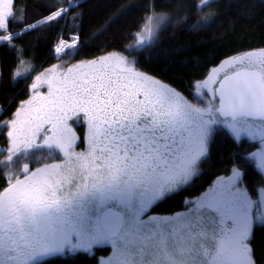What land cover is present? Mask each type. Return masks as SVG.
Returning <instances> with one entry per match:
<instances>
[{
    "label": "snow or ice",
    "instance_id": "snow-or-ice-1",
    "mask_svg": "<svg viewBox=\"0 0 264 264\" xmlns=\"http://www.w3.org/2000/svg\"><path fill=\"white\" fill-rule=\"evenodd\" d=\"M219 2L199 0L201 15L189 30L210 29L217 13L204 10ZM13 4L0 0V30L15 19ZM67 14L59 8L25 31ZM166 19L146 17L128 48L150 46ZM181 20L187 17L176 22ZM12 39L0 34V43ZM77 39H61L56 53L75 56ZM224 63L233 70L210 89L213 99L204 107L118 52L37 76L33 94L0 124L10 141L0 169H11L0 190V264H47L66 253L91 255L103 245L111 255L101 264H256L252 241L255 227L264 226V195H249L238 166L186 212L149 214L199 174L214 126L226 128L237 143L242 137L258 140L261 147L248 159L264 174V49ZM218 71L198 82L197 90L217 83ZM41 84L48 85L46 94L36 91ZM70 120L87 126L84 151L74 149L79 138ZM44 151H58L63 159L35 168L21 163Z\"/></svg>",
    "mask_w": 264,
    "mask_h": 264
},
{
    "label": "trees",
    "instance_id": "trees-1",
    "mask_svg": "<svg viewBox=\"0 0 264 264\" xmlns=\"http://www.w3.org/2000/svg\"><path fill=\"white\" fill-rule=\"evenodd\" d=\"M199 0H14L15 19L0 34H12L11 42L0 43V124L13 115L20 103L30 97L36 74L59 60L72 65L81 60H94L110 52L131 53L136 68L162 83L188 95L195 81L206 76L213 66L232 56L264 48V0H220L205 14L217 13L215 24L191 32L189 26L200 17L196 9ZM181 7L176 17L165 24L151 45L143 49L128 48L145 18L154 13ZM67 8L68 14L57 21L25 31L27 25ZM77 37L78 54L56 57L54 47L61 39ZM75 62V63H74ZM68 66V65H67ZM20 72L21 75L16 76ZM44 84L37 90L44 92ZM36 90V91H37ZM46 91V90H45ZM69 124L84 139V124ZM79 130L76 131V129ZM5 127L0 128V143L5 144ZM86 148V146H83ZM51 155L37 153L33 162H48ZM25 161V160H22ZM233 166L245 173L248 186L259 179L257 172L242 155L227 132L218 131L210 141L209 155L202 161L199 174L187 185L156 203L165 212L186 207L188 198L196 197L201 187L216 175L226 174ZM0 169V188L6 183ZM262 180L258 181L261 183ZM255 261L264 264V226L257 229L252 241ZM104 249L95 247L94 255L79 252L54 257L47 264H94L96 255Z\"/></svg>",
    "mask_w": 264,
    "mask_h": 264
},
{
    "label": "flooded vegetation",
    "instance_id": "flooded-vegetation-1",
    "mask_svg": "<svg viewBox=\"0 0 264 264\" xmlns=\"http://www.w3.org/2000/svg\"><path fill=\"white\" fill-rule=\"evenodd\" d=\"M224 66L225 67V73H223V72H217V83H213V84H211L210 85V88H205V90H206V93H208V94H210V97H211V101H212V99H213V94H212V91L210 90L211 88H216V86H217V84H218V81L220 80V78L221 77H223L226 73H231V71L233 70H230V68H229V66H227L225 63H220V64H218V65H216L214 68H217V67H221V66ZM214 68L213 69H211L209 72H208V74H206V76L205 77H203L202 79H207L208 77H209V75H211L212 73V71L214 70ZM192 92V91H191ZM218 99V98H217ZM188 100H190V98L188 99ZM215 102V101H214ZM85 126H86V124H84ZM80 125H77V127H79ZM73 130H75L74 128H73ZM77 130H79V128H77L76 129V131ZM218 131H224V132H227L228 134H229V132H228V130L226 129V128H224L223 126H220V125H217V126H214V132H213V134L214 133H216V132H218ZM4 133H5V144L4 145H2L1 143H0V146L2 147V148H4V147H7L8 146V144H9V140L7 139V132H6V130L4 131ZM230 135V134H229ZM77 137L79 138L77 141H76V144H75V146H74V149H75V151L76 150H81V148H83V146H86V144L83 142L84 141V139H82L81 138V135L80 134H77ZM230 137L232 138V136L230 135ZM233 139V138H232ZM234 140V139H233ZM211 141V140H210ZM235 141V140H234ZM236 142V141H235ZM236 144H242V155H243V157H244V159H247V160H249V162L251 163V164H253L254 165V168H255V170H256V174H257V176L259 177V179L258 180H256L255 182H253V183H251L250 184V186H248V184H247V180L245 179V173H244V184H243V186L245 187V188H247L248 189V192H249V195L254 199V200H260L261 199V197H262V195H264V194H262L261 192H260V189L261 188H264V174H261L258 170H257V168H256V166H255V161H253V160H251V159H248V156H249V154L250 153H252V152H256L259 148H260V145H259V143L257 142V141H251V140H248L246 137H242L241 138V141L239 142V143H237L236 142ZM246 147H248V148H246ZM209 150H210V142H209ZM58 152V151H57ZM59 154V153H58ZM51 158V160L50 161H48L47 163H51V161L52 160H54L55 158H56V156H51L50 157ZM61 158L63 159V156H61ZM29 162V166H30V168H35V167H40V166H42V164L43 163H45V162H41V165H38V164H40L39 162L37 163V162H33V161H28ZM32 162L34 163V164H32ZM231 175V171L229 172V173H226V174H223V173H221V174H219V175H216L214 178H213V180L211 181V182H209V183H206V184H204L202 187H201V189L199 190V192H198V194H197V196L199 197H201L205 192H207L214 184H216V182L218 181V179L219 178H227L228 176H230ZM260 180H262V182L261 183H258V181H260ZM7 186V181H6V183L0 188V190H2L4 187H6ZM162 213H166V214H168V212H165L164 210H161V209H159L157 206H156V203L149 209V214L150 215H158V216H160ZM260 227H263V226H256L255 227V229H254V234H255V232L257 231V229L258 228H260ZM95 247H100V248H103L104 250L102 251V252H100L99 254H97L96 255V262L94 263V264H101V261L103 260V259H106L108 256H110L111 255V247L110 246H108V245H103V246H94L93 247V249H92V254L91 255H94V249H95ZM253 247V246H252ZM85 254H87V253H85ZM87 255H89V254H87ZM90 256V255H89ZM254 259H255V256H254ZM256 260V259H255ZM256 264H257V262H256Z\"/></svg>",
    "mask_w": 264,
    "mask_h": 264
},
{
    "label": "rangeland",
    "instance_id": "rangeland-1",
    "mask_svg": "<svg viewBox=\"0 0 264 264\" xmlns=\"http://www.w3.org/2000/svg\"><path fill=\"white\" fill-rule=\"evenodd\" d=\"M199 2V1H198ZM197 2V3H198ZM196 3V4H197ZM155 14H162V15H165L166 16V22L164 23V24H162L157 30H156V35H155V37H154V39L153 40H155V38L157 37V35H158V32H159V30L161 29V27H163L165 24H167V23H169V22H171L172 20H174L176 17H178L179 16V14L180 13H182V10H181V7L180 6H177L175 9H172V10H170V11H167V12H161V13H157V12H154ZM154 13H152V14H150V15H148V16H151V15H153ZM147 16V17H148ZM145 20H146V18H145ZM145 20L143 21V23L140 25V27H139V29L137 30V32L138 31H140V28H141V26L145 23ZM136 32V33H137ZM136 33H135V37H136ZM135 37H134V39H133V41L131 42V44L130 45H132V44H134V42H135ZM68 43H72V40L71 41H68ZM59 44V43H58ZM57 44V45H58ZM57 45H55V47H54V52H55V55H56V57H59V56H61L62 54H60V55H58L57 53H56V51H55V49H56V47H57ZM131 50V49H130ZM260 50V49H259ZM110 53H113V52H110ZM118 53H122V54H124V55H126V56H129V60H133V57L132 56H130L128 53L126 54L125 52H118ZM108 55V54H107ZM238 55H241V54H238ZM238 55H235V56H238ZM106 56V55H105ZM102 57V56H101ZM232 57H234V56H232ZM98 59V58H97ZM225 62V60L222 62V63H224ZM75 63V62H74ZM76 64V63H75ZM68 65V66H67ZM53 66H58L57 67V69H56V71H58V72H63L64 70H66V68L67 67H70L71 65H69V64H66L65 63V60H59V61H57V62H55L54 64H52V65H50V66H48V67H45L44 69H42L40 72H38L37 74H36V77L37 76H41V75H43L44 77H47L48 75H51V72H50V70L51 69H53ZM215 66H213L212 68H210L209 70H208V72L211 70V69H213ZM230 68V67H229ZM214 69H218L219 71L218 72H223V73H225V67L222 65L221 67H217V68H214ZM230 70H232V68H230ZM208 72H207V74H208ZM211 73H213V71L211 72ZM35 77V78H36ZM204 80H206V79H199V80H197V81H195L194 82V84H193V86H192V92L190 93V94H188V95H185V93H182V92H180V91H178V90H176L175 88V90L177 91V92H179L185 99H189L190 98V100H188L189 102H191V103H194V104H197L198 106H202V107H204V106H207V104H208V102L209 101H211V97H210V94H208V93H206V90H205V88H202V89H200L199 91L197 90V87H196V85H197V83L198 82H202V81H204ZM34 82H36V80H34ZM42 85V84H41ZM40 85V86H41ZM44 86V89L46 90H44V92H45V94L47 93V91H48V85L47 84H44L43 85ZM171 88H173V87H171ZM37 91H39V90H37ZM33 94V90H32V88H31V91H30V96ZM13 118V115L11 116V118H9V119H7V120H5V121H8V120H11ZM4 121V122H5ZM5 130H6V132L8 131V129L5 127ZM74 131V130H73ZM43 135V134H42ZM77 135V134H76ZM7 139L9 140V138L7 137ZM257 142L259 143V145H260V142L257 140ZM10 147V141H9V144H8V146L7 147H4V148H2L1 146H0V152H2V154H0V161H2V160H4L5 159V157L7 156V154H8V152H7V149ZM260 147H261V145H260ZM246 148H248V147H246ZM86 148H81V150H76V151H84ZM44 153L45 154H48L46 151H44ZM55 153V155L54 156H56V158L54 159V160H52L51 161V163L52 162H58L60 159H62L61 158V156H62V154H58V152H54ZM32 159L33 158H31L30 160H28V161H32ZM28 161H22L21 160V163H24V162H28ZM33 161H35V160H33ZM40 164H38V165H41V162H39ZM32 164H34L33 162H32ZM254 166V165H253ZM8 171H11V169L9 168L8 169ZM7 170H6V172H8ZM198 198H200V196L198 197V196H194V197H192V198H188L187 199V203H186V207L185 208H183V209H181V210H176V211H172V212H168V214H166V213H162L160 216H174L175 214H177V213H184V212H186L187 210H188V208H189V206L190 205H192V204H194L196 201H197V199ZM153 216H158V215H153Z\"/></svg>",
    "mask_w": 264,
    "mask_h": 264
},
{
    "label": "water",
    "instance_id": "water-1",
    "mask_svg": "<svg viewBox=\"0 0 264 264\" xmlns=\"http://www.w3.org/2000/svg\"><path fill=\"white\" fill-rule=\"evenodd\" d=\"M261 49H264V48H261ZM229 74H230V73H229ZM223 77H224V76H223ZM223 77H221V78H220V80H221V79H223ZM218 86H219V83L217 84V86H216V87H218Z\"/></svg>",
    "mask_w": 264,
    "mask_h": 264
}]
</instances>
